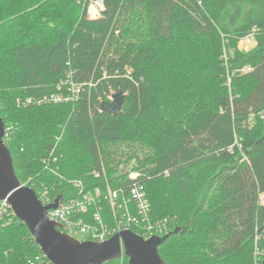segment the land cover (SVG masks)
<instances>
[{
    "label": "trees",
    "instance_id": "16d2710c",
    "mask_svg": "<svg viewBox=\"0 0 264 264\" xmlns=\"http://www.w3.org/2000/svg\"><path fill=\"white\" fill-rule=\"evenodd\" d=\"M103 2L102 17L90 19L78 0H0V115L12 126L18 178L44 181L53 200L77 197L74 179L123 197L141 182L153 219L169 218L168 233L183 230L159 247L165 264H252L264 233V0ZM252 32L254 47L240 50ZM70 71L80 86L73 100L39 106L64 92ZM117 92L122 110L102 111ZM122 146L132 154L118 160ZM53 150L58 162L45 169ZM99 206L113 227L110 203ZM93 211L84 218L98 224ZM11 218L0 223V264H52ZM184 244L199 250H169Z\"/></svg>",
    "mask_w": 264,
    "mask_h": 264
},
{
    "label": "built area",
    "instance_id": "2783aa9c",
    "mask_svg": "<svg viewBox=\"0 0 264 264\" xmlns=\"http://www.w3.org/2000/svg\"><path fill=\"white\" fill-rule=\"evenodd\" d=\"M82 4L87 8L88 18L98 19L102 17V12L105 9L103 0H82ZM254 32L248 34L243 38L247 43H254L253 38ZM248 70V69H246ZM63 86L68 85V91L59 94L52 95V98L46 99V102L55 101V103L68 102L73 100V97L80 92V86L76 84L73 80L72 72H68L67 78L63 82ZM61 88V85H59ZM63 88V87H62ZM61 88V89H62ZM114 94L108 95V101H114ZM25 104H30L33 102L31 98L26 99ZM44 102V101H43ZM41 103V102H39ZM19 105H22L19 103ZM263 117V115H261ZM252 117H250L249 122H252ZM12 126H6L5 124V135L4 140L7 141L10 137V131ZM60 141L57 138L56 145ZM45 164V169H51L53 164L58 162V157L55 155L54 150L49 154L46 159H43ZM94 174L98 176V173L94 171ZM140 175L139 172L130 174V179L135 180ZM166 175L167 172H166ZM70 184L79 189L78 196L75 198H70L64 200L63 197L57 208L48 211L49 217L59 224V228L71 235L72 233H80L84 236L83 240H94V241H105L115 235L116 233L124 230L136 227L140 231V235L147 239L153 235L163 236L168 233L170 229V219H152V206L148 198L146 187L141 182H134L128 188L127 196H121L118 190H113L107 185L106 191L103 192L101 188L97 187L94 192L84 190V184L81 180H70ZM22 184V183H21ZM24 186H29L28 184H22ZM32 187L40 201L43 205H48L53 203L51 187L47 185L44 181L35 184ZM58 194L56 197H58ZM55 197V199H56ZM106 200L110 203V207L113 211L115 217V225L108 228L104 224L102 208L99 206ZM93 211L92 215L94 219L98 220V224L89 223L85 220L84 215L90 210ZM11 215H14L12 207L7 200H0V223L6 221L5 224L10 223L12 220ZM74 236V235H73ZM45 256V255H44ZM123 254L120 257V264H124L122 261ZM39 262L40 257L36 258ZM264 260V233H257L254 239V255L252 264H263Z\"/></svg>",
    "mask_w": 264,
    "mask_h": 264
},
{
    "label": "water",
    "instance_id": "95a60500",
    "mask_svg": "<svg viewBox=\"0 0 264 264\" xmlns=\"http://www.w3.org/2000/svg\"><path fill=\"white\" fill-rule=\"evenodd\" d=\"M124 101V94L117 92L114 101L101 103V110L115 114L122 110ZM4 135L5 122L0 115V200L10 203L14 215L28 227L52 264H106L119 259L122 254L128 258V264H165L159 247L172 233H178L180 228L147 239L132 229H124L102 242L81 240L62 231L59 224L48 215L49 210L58 207L62 196H58L51 204L43 205L32 187L21 184Z\"/></svg>",
    "mask_w": 264,
    "mask_h": 264
},
{
    "label": "rangeland",
    "instance_id": "374dc122",
    "mask_svg": "<svg viewBox=\"0 0 264 264\" xmlns=\"http://www.w3.org/2000/svg\"><path fill=\"white\" fill-rule=\"evenodd\" d=\"M78 3L80 4V8H81V13L83 12V14L84 15H86V16H88V12H87V8L86 7H84L83 6V4H82V0H78ZM141 30H142V32H143V34L145 35V34H147V27H146V25H145V22L142 20V22H141ZM254 47V45H253V43H247L246 41H244L243 39L242 40H240L239 41V43H238V48L240 49V50H244V51H248V50H250V49H252ZM163 50L167 53V55H168V57H170V58H177L178 57V54L176 53V49H175V46H173V45H163ZM226 56V55H225ZM189 58V57H188ZM186 56H184V58L182 59V58H180V60H179V65L182 67V68H179V71H180V73H184V74H187L186 73V69H185V65L184 66H182V63H185V64H189V63H187V60H189ZM191 59V58H190ZM192 61V60H191ZM196 63V59L195 60H193L192 62H191V64L194 66V63ZM69 89H68V85H65V88H64V92H67ZM61 103H64V102H61ZM45 104H55V101H50V102H45V103H39L38 105L39 106H41V105H45ZM23 107H29V105H22ZM31 106V105H30ZM62 132H63V128H62V131H61V133H59V134H57L56 135V138H55V143H56V141H57V138L59 139L60 138V140H61V138H62ZM115 149V148H114ZM113 149V150H114ZM128 149H130V148H128L127 146L126 147H123L122 146V148H120L118 151H117V156H116V158L118 159V160H123L124 159V157L123 156H127V155H130V154H132L131 152H129L128 151ZM141 156H143V154L141 155ZM132 165V164H131ZM131 165H129V166H125V165H122L121 167L122 168H124L123 169V171L125 170L126 171V169H130L131 167ZM135 172H138V171H132L130 174H132V173H135ZM263 198V199H262ZM261 199L264 201V195H263V197H261ZM168 217H170V215H168ZM172 218H175V216H171ZM152 219H153V217H152ZM74 236H76L77 238H79V239H81V240H83L84 239V236L82 235V234H80V233H72ZM170 252H174V250L175 251H178V250H199V249H196V248H194V247H190V245L189 244H184V246L183 247H180V246H178V245H175V246H173V247H171L170 249ZM166 251H168V249H166ZM169 252V251H168ZM169 252V253H170ZM127 257L123 254V258H122V261L124 262V264H125V259H126ZM127 260V263H128V258L126 259Z\"/></svg>",
    "mask_w": 264,
    "mask_h": 264
},
{
    "label": "crops",
    "instance_id": "0c3cea01",
    "mask_svg": "<svg viewBox=\"0 0 264 264\" xmlns=\"http://www.w3.org/2000/svg\"><path fill=\"white\" fill-rule=\"evenodd\" d=\"M264 195V194H263ZM263 195L261 197H263ZM263 199V198H262ZM263 201V200H262ZM264 202V201H263Z\"/></svg>",
    "mask_w": 264,
    "mask_h": 264
},
{
    "label": "bare ground",
    "instance_id": "6f19581e",
    "mask_svg": "<svg viewBox=\"0 0 264 264\" xmlns=\"http://www.w3.org/2000/svg\"><path fill=\"white\" fill-rule=\"evenodd\" d=\"M105 101H108V100H105Z\"/></svg>",
    "mask_w": 264,
    "mask_h": 264
}]
</instances>
